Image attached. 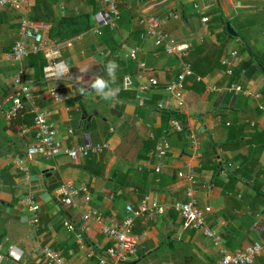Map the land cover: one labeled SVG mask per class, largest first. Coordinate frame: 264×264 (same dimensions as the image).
Segmentation results:
<instances>
[{
	"label": "crops",
	"instance_id": "crops-1",
	"mask_svg": "<svg viewBox=\"0 0 264 264\" xmlns=\"http://www.w3.org/2000/svg\"><path fill=\"white\" fill-rule=\"evenodd\" d=\"M116 3L120 19L114 29H109L95 19L102 0H29L21 14L42 33L51 58L42 51L34 52L20 63L6 60L18 38L20 12L0 7L2 264L16 263L12 253L19 257V263L46 264L40 254L43 245L58 250L65 264H98V257L114 241L101 233L92 219H82L83 213L94 208L108 223L119 222L129 214L127 206L138 209L145 197L165 210L161 214L147 210L134 217L133 232L139 243L131 261L205 264L217 260L218 246L199 230L185 228L182 217L170 207L173 201L184 199L186 180L178 172H185L188 165L195 171L197 205L207 226L220 235V244L233 251L260 240L257 224L264 226V68L258 61H264V0ZM84 14L88 15L89 29L69 36L70 31L83 26L70 22ZM152 16L160 18L163 30L171 37L190 44L187 60L201 78L185 80L181 108L164 90L180 72L178 59L142 36L141 19ZM203 16L208 21L202 22ZM59 22L62 25L57 26ZM227 25L234 34L228 32ZM99 29L100 35L96 33ZM232 49L237 50L238 61L228 76L221 72V59ZM131 50H136L135 59L127 58ZM54 57L64 61L69 74L87 66L88 71L79 74L83 76V94L77 77L75 82L52 77L44 80L43 68ZM109 61L118 65L112 87L120 90L115 99L105 101L87 84L95 71L108 78L104 67ZM140 61L145 65L140 66ZM125 76L131 81L128 89L123 85ZM150 77L156 78L157 87L140 94L139 88ZM234 83L241 91H228ZM23 84L31 88V98H25L23 107L8 119L5 114L12 106L10 97L20 92ZM53 90L61 97L52 96ZM161 100L169 109L180 110L176 119L182 122L183 130H171V118L155 108ZM143 101L149 105L143 106ZM34 108L45 111L63 145L107 142L108 148L78 160L62 152L53 157L34 156L27 161L26 181L14 161L34 141ZM161 139L169 146L159 158L154 147ZM63 184L81 189L72 205L60 202ZM28 192L40 207L35 226L23 203ZM85 194L88 202L84 201ZM64 220L84 232L85 242L94 252L92 258L85 256L76 231L69 230ZM254 264H264V251Z\"/></svg>",
	"mask_w": 264,
	"mask_h": 264
},
{
	"label": "built area",
	"instance_id": "built-area-1",
	"mask_svg": "<svg viewBox=\"0 0 264 264\" xmlns=\"http://www.w3.org/2000/svg\"><path fill=\"white\" fill-rule=\"evenodd\" d=\"M29 0H0V7H5L14 11H19L18 18V38L14 42L10 51L6 55V60L20 63L27 56L34 52H44L45 55L51 58V50L48 45L44 43L42 33L24 14H21L22 7ZM117 0H102V8L95 14V19L100 26L114 29L117 26V22L120 19V11L117 7ZM202 22L208 21L207 16L201 18ZM141 23L144 25L143 38H151L156 46L163 48L168 54L175 56L178 59L180 65V72L172 78L165 86L164 90L170 94L176 101L178 108L183 107L184 99L182 93L184 90V82L188 77H195L196 80H200V76L196 75L192 70L190 62L187 60L188 50L190 44L187 42H181L169 34H167L162 27V22L157 16L141 19ZM97 34H101V30H96ZM57 57V56H55ZM55 57L47 63L43 68V74L45 78H51L57 76L58 66L64 61L55 60ZM127 58L135 59L136 50H131L127 54ZM238 61L237 50L232 49L228 55L221 59L223 68L221 72L225 75L231 76L233 74V66ZM65 64V63H64ZM140 66H144L145 62L140 61ZM157 80L155 77H150L146 85L139 88V93H143L152 87H157ZM123 85L126 89L130 88L131 81L129 76L123 78ZM212 89H216L213 87ZM228 91L237 93L241 91V86L237 83L231 84ZM52 96L56 99L61 95L57 91H51ZM31 98V88L27 84L21 85L20 92L13 94L10 99L12 106L5 117L10 119L15 113L23 107L24 99ZM147 99V98H145ZM155 108L158 110H169L167 103L161 100L156 103ZM33 116V139L34 141L27 145L24 155L14 161V164L18 170L23 174L24 179L29 180V167L27 161L31 160L34 156L53 157L58 152H62L69 156L72 160H78L79 158L88 157L93 154H99L108 148L107 142L92 143L85 141L77 146H65L57 138V130L50 124L46 118V113L43 109L34 108ZM170 128L173 131L183 130V124L180 120L172 118L170 120ZM70 131V130H69ZM196 141L192 142V146L196 149ZM169 143L165 139L159 140L155 147V155L162 158L167 153ZM7 162V157L5 158ZM158 172L159 168H155ZM195 171L193 166L188 165L185 172H178V176H183L186 180L184 199L175 200L171 203L170 207L178 213L183 219V226L185 228H193L202 232L207 238H210L212 242L218 246L219 257L212 262H206L205 264H254L255 258L264 251V226L257 224V228L260 230V240H256L244 248H238L233 251L227 250L221 243V237L215 230L209 228L206 224L204 212L197 205V198L195 195V189L193 187ZM81 193V189L74 187L72 184H63L60 188V202L66 206L72 205L74 198ZM84 201H89L88 195H83ZM23 203L27 207L30 213V222L32 225L38 223L39 204L34 200L31 192H28L23 197ZM129 212L121 221L115 223H108L103 216L96 209H89L83 213L82 219H92L98 230L111 238L114 243L105 249V252L98 257V264H117L118 261H130L137 255V248L139 243V237L133 232V219L139 215L144 214L147 210H154L157 213H163L165 207L156 201H150L145 197L138 206V209H132L127 206ZM63 224L72 231H76L77 240L81 246L85 247V256L92 258L94 256L93 249L85 242L84 232L77 230L69 220H64ZM40 254L43 257L46 264H65L64 258L61 253L52 248L49 245H43L40 248ZM14 258L15 264L19 263L18 256L11 254ZM3 262V255L0 249V264Z\"/></svg>",
	"mask_w": 264,
	"mask_h": 264
},
{
	"label": "clouds",
	"instance_id": "clouds-1",
	"mask_svg": "<svg viewBox=\"0 0 264 264\" xmlns=\"http://www.w3.org/2000/svg\"><path fill=\"white\" fill-rule=\"evenodd\" d=\"M118 65L114 62L109 61L107 65L104 67V71L107 73V79L104 76L96 75L94 78L87 84V88L94 91L98 96L102 97L105 101H110L115 99L117 93L119 92V88H113L112 85L116 82L115 72ZM88 71L87 66L81 67V72L85 73ZM57 77H64L69 74V67L63 62L58 66ZM76 83L81 85L80 88L81 94L85 92V87L83 83V76L76 78Z\"/></svg>",
	"mask_w": 264,
	"mask_h": 264
},
{
	"label": "trees",
	"instance_id": "trees-1",
	"mask_svg": "<svg viewBox=\"0 0 264 264\" xmlns=\"http://www.w3.org/2000/svg\"><path fill=\"white\" fill-rule=\"evenodd\" d=\"M73 22H70V25H73V24H76V23H83V26H81V27H78V28H75L73 31H70V33H69V36H73V35H75V34H78L80 31H83V30H87V29H89V25H88V15L87 14H84V16H75L74 18H73V20H72ZM62 22H59L58 24H57V26L58 25H62L61 24ZM63 38H64V36H63ZM248 51H250V49L248 48ZM35 54H38V53H35ZM33 54H30L29 56H32ZM36 57V56H35ZM259 63H260V66L262 67V68H264V61H261V59L258 61ZM93 73H94V71H92ZM96 73L93 75V76H95V75H97L99 72H97V71H95ZM237 72V71H236ZM92 74V73H91ZM46 78H44V80H45ZM199 84V83H198ZM144 103L142 104L143 106H148L149 105V103L148 102H146V101H143ZM160 112L161 113H163L166 117H169V118H177V117H179V116H181L180 114H181V112H180V110L179 109H177V110H172V109H169V110H160Z\"/></svg>",
	"mask_w": 264,
	"mask_h": 264
},
{
	"label": "water",
	"instance_id": "water-1",
	"mask_svg": "<svg viewBox=\"0 0 264 264\" xmlns=\"http://www.w3.org/2000/svg\"><path fill=\"white\" fill-rule=\"evenodd\" d=\"M227 27V30L230 34H234V32L232 31V29L229 27V25L226 26ZM81 72V68L78 69V70H75L73 72H71L69 75L67 76H64V77H52V78H56V79H59V80H64V81H71V82H75V78L76 77H79V74ZM92 78V74L90 73L89 75V80ZM136 261H118L117 264H135Z\"/></svg>",
	"mask_w": 264,
	"mask_h": 264
}]
</instances>
